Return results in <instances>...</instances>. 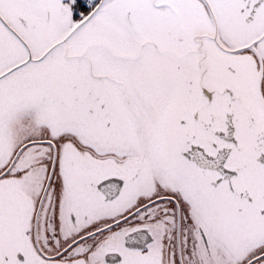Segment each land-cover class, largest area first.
Masks as SVG:
<instances>
[{"label":"snow or ice","instance_id":"1","mask_svg":"<svg viewBox=\"0 0 264 264\" xmlns=\"http://www.w3.org/2000/svg\"><path fill=\"white\" fill-rule=\"evenodd\" d=\"M0 264H264V0H0Z\"/></svg>","mask_w":264,"mask_h":264}]
</instances>
